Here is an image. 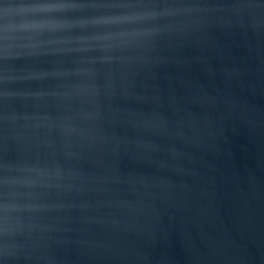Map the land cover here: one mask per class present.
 I'll return each mask as SVG.
<instances>
[{
    "label": "water",
    "instance_id": "obj_1",
    "mask_svg": "<svg viewBox=\"0 0 264 264\" xmlns=\"http://www.w3.org/2000/svg\"><path fill=\"white\" fill-rule=\"evenodd\" d=\"M0 264H264V0H0Z\"/></svg>",
    "mask_w": 264,
    "mask_h": 264
}]
</instances>
